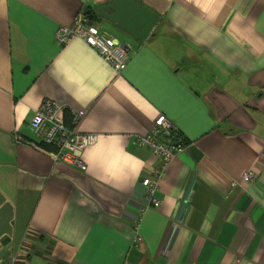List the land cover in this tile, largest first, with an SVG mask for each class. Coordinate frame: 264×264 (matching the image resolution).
<instances>
[{"label": "crops", "instance_id": "0c3cea01", "mask_svg": "<svg viewBox=\"0 0 264 264\" xmlns=\"http://www.w3.org/2000/svg\"><path fill=\"white\" fill-rule=\"evenodd\" d=\"M112 1L0 0V264L24 246L18 264H264V0H138L158 18L143 40L97 15ZM79 12L129 48L122 71L59 44ZM48 101L98 136L84 170L31 129ZM160 117L185 148L141 215Z\"/></svg>", "mask_w": 264, "mask_h": 264}, {"label": "built area", "instance_id": "2783aa9c", "mask_svg": "<svg viewBox=\"0 0 264 264\" xmlns=\"http://www.w3.org/2000/svg\"><path fill=\"white\" fill-rule=\"evenodd\" d=\"M74 38L82 39L89 47L94 49L98 55L109 64L115 73L122 71L128 62V52L125 46L117 44L109 36L99 32V29L84 14L79 12L76 14L73 23L68 28H59L56 33V39L61 45H65L69 40ZM64 108L56 103L45 102L35 112L31 120V129L39 135L43 136L44 142L54 148L50 153V157L55 163L66 165H76L84 170L82 163V152L85 148L93 146L99 140L94 134H78L70 127L65 125L62 120ZM84 116V111L74 112L72 126L78 123V120ZM165 137L164 143L158 140V136ZM172 125L164 117H160L154 126L152 135L141 138L139 144L149 147L155 155L161 158L162 165L153 172L151 179L142 181L145 188V198L147 205L141 210V215L150 208L158 207L159 201L155 197L160 178L163 174L167 163L176 155L184 151L185 146L180 136ZM245 182L251 181L250 174L243 176ZM138 225L135 226V231ZM29 236L33 235L28 232ZM39 237L34 236V240ZM139 238L134 243L138 244ZM24 246L21 254L15 253L9 256L4 264H18L24 261L26 254Z\"/></svg>", "mask_w": 264, "mask_h": 264}, {"label": "water", "instance_id": "95a60500", "mask_svg": "<svg viewBox=\"0 0 264 264\" xmlns=\"http://www.w3.org/2000/svg\"><path fill=\"white\" fill-rule=\"evenodd\" d=\"M110 10L104 15L102 11ZM97 15L105 17L121 29L129 32L134 39L143 40L156 26L158 18L146 7L140 6L138 0H113L97 10ZM129 52V48L126 47Z\"/></svg>", "mask_w": 264, "mask_h": 264}, {"label": "rangeland", "instance_id": "374dc122", "mask_svg": "<svg viewBox=\"0 0 264 264\" xmlns=\"http://www.w3.org/2000/svg\"><path fill=\"white\" fill-rule=\"evenodd\" d=\"M107 26V24L106 23H102L101 25H97V27L101 30V32H103V30L102 29H104V30H109V31H113L114 29L112 28V27H106ZM102 28V29H101ZM100 32V31H99ZM100 32V33H101ZM111 37V36H110Z\"/></svg>", "mask_w": 264, "mask_h": 264}, {"label": "bare ground", "instance_id": "6f19581e", "mask_svg": "<svg viewBox=\"0 0 264 264\" xmlns=\"http://www.w3.org/2000/svg\"><path fill=\"white\" fill-rule=\"evenodd\" d=\"M113 41H114V39H113V37H110ZM41 236H39V237H37V239L36 240H39V238H40Z\"/></svg>", "mask_w": 264, "mask_h": 264}, {"label": "trees", "instance_id": "16d2710c", "mask_svg": "<svg viewBox=\"0 0 264 264\" xmlns=\"http://www.w3.org/2000/svg\"><path fill=\"white\" fill-rule=\"evenodd\" d=\"M88 16H90V15H88ZM92 22V21H91ZM70 127V126H69ZM179 137V136H178ZM41 239V237L39 238V240Z\"/></svg>", "mask_w": 264, "mask_h": 264}]
</instances>
